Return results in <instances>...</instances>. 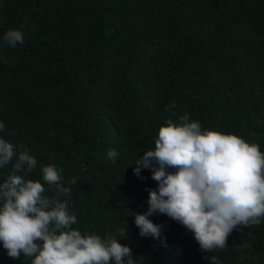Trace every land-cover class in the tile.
I'll use <instances>...</instances> for the list:
<instances>
[{
    "label": "trees",
    "instance_id": "trees-1",
    "mask_svg": "<svg viewBox=\"0 0 264 264\" xmlns=\"http://www.w3.org/2000/svg\"><path fill=\"white\" fill-rule=\"evenodd\" d=\"M23 44L3 43L9 30ZM175 102L202 129L233 134L264 152V0H0V138L42 166L73 176L72 228L130 247L138 264H264V221L239 227L227 246L201 252L194 234L163 214L160 239L141 237L157 182L135 161ZM116 150L113 163L107 152ZM11 165L0 169V183ZM46 195H53L45 184ZM124 235L121 236L120 233ZM0 264L16 260L0 243Z\"/></svg>",
    "mask_w": 264,
    "mask_h": 264
},
{
    "label": "clouds",
    "instance_id": "clouds-1",
    "mask_svg": "<svg viewBox=\"0 0 264 264\" xmlns=\"http://www.w3.org/2000/svg\"><path fill=\"white\" fill-rule=\"evenodd\" d=\"M18 29L3 35L10 47L23 44ZM173 101L154 138V147L136 159L133 173L148 169L157 182L148 191L147 211L133 213L141 237L160 239L162 225L149 217L163 214L194 234L201 252L214 253L227 246L229 235L239 227L264 221V152L233 134L202 129L188 113L177 119ZM5 125L0 122V132ZM116 162V150L107 152ZM11 172L0 183V243L7 255L18 260L23 254L30 264H138L132 250L114 236L104 238L72 228L77 218L69 211L73 176L64 185L62 169L42 166V181L25 179L37 160L24 149L0 138V169ZM45 184L53 195H46ZM124 235L123 232L120 233ZM217 264L215 255L204 256Z\"/></svg>",
    "mask_w": 264,
    "mask_h": 264
}]
</instances>
